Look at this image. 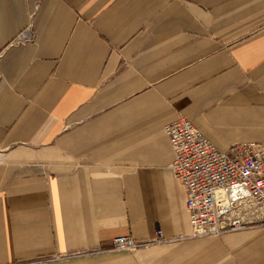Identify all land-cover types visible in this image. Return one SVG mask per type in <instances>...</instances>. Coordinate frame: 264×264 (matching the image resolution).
<instances>
[{
  "label": "crops",
  "instance_id": "1",
  "mask_svg": "<svg viewBox=\"0 0 264 264\" xmlns=\"http://www.w3.org/2000/svg\"><path fill=\"white\" fill-rule=\"evenodd\" d=\"M180 114L264 144V0H0V264H264V227L193 235Z\"/></svg>",
  "mask_w": 264,
  "mask_h": 264
},
{
  "label": "built area",
  "instance_id": "2",
  "mask_svg": "<svg viewBox=\"0 0 264 264\" xmlns=\"http://www.w3.org/2000/svg\"><path fill=\"white\" fill-rule=\"evenodd\" d=\"M27 34L19 39L26 41ZM164 132L175 154L171 169L186 192L194 236L264 227V144H236L222 151L182 114L165 125ZM164 241L157 229L151 242L117 237L111 249L134 253Z\"/></svg>",
  "mask_w": 264,
  "mask_h": 264
}]
</instances>
